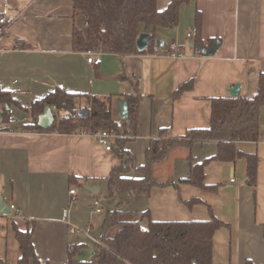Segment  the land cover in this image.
Returning a JSON list of instances; mask_svg holds the SVG:
<instances>
[{
  "label": "crops",
  "instance_id": "crops-1",
  "mask_svg": "<svg viewBox=\"0 0 264 264\" xmlns=\"http://www.w3.org/2000/svg\"><path fill=\"white\" fill-rule=\"evenodd\" d=\"M170 1L157 0L158 9H165ZM197 10L201 14V47L195 46L196 36L187 38L197 27ZM0 18L7 21V26L0 23V89L21 106L30 107L56 86L74 93L112 95L113 118L123 129L121 94L130 92L131 81L137 80L143 98L136 136L126 145L136 167L145 162L150 141L161 130L170 137H181L192 129L208 128L214 98L231 97L229 90L237 83L238 95L253 97L264 73V0H191L181 7L177 26L157 30V40L165 44L158 46L157 53L120 56L95 52L102 59L98 65L87 62L88 51L73 49V28L85 26V21L81 15L75 16L72 0H0ZM212 40L216 41L212 44ZM172 44L182 56L169 55ZM216 44L213 55L202 54V47L209 50ZM189 81L193 88L175 97L179 87ZM3 107L0 105V200L6 205L2 208L11 211H0V264H18L21 253L15 228L24 231L32 226L33 245L42 264H65L74 245H83L75 259L88 262L106 212L117 204L116 198L103 200L98 194L120 160L95 135L28 130L25 126L33 117L26 110L12 105L7 118L2 116ZM15 110L25 115L17 117ZM259 118L260 140L237 144L239 150L259 157L256 186L250 185L247 161L242 158L212 161L205 167V181L218 186L216 192L180 183L190 166L187 150L178 147L153 166L159 181L173 180L176 185L135 196L122 209L149 210L155 221L209 219L208 206L188 207L182 201L199 198L229 225L215 233L213 263L264 264V107ZM192 152L201 161L217 154L218 143H196ZM85 184L100 190L93 194ZM72 189L75 194L70 193ZM96 202L102 208L100 213H95ZM142 223L146 225L148 219ZM72 226L79 230L72 232Z\"/></svg>",
  "mask_w": 264,
  "mask_h": 264
},
{
  "label": "trees",
  "instance_id": "trees-1",
  "mask_svg": "<svg viewBox=\"0 0 264 264\" xmlns=\"http://www.w3.org/2000/svg\"><path fill=\"white\" fill-rule=\"evenodd\" d=\"M75 16L81 15L85 26H75L72 45L75 51H92L120 56L151 54L157 47L156 33L159 28H173L179 23L181 7L191 0H171L159 10L157 0H72ZM197 33L194 40L199 47L201 14L196 12ZM142 33L150 36L149 46L139 51L137 40ZM198 35V36H197ZM216 40H212L213 44ZM201 47V46H200ZM123 79H129L125 75ZM132 90L121 94L128 105V118L123 129L114 120L113 96H98L92 93H74L56 86L30 107L21 106L8 91L0 89L2 116L9 118L12 105L26 110L33 122L25 128L37 132L59 134L88 133L97 135L102 131L113 132L112 151L120 160L108 176V198H116L117 204L106 212L98 243L88 262L77 261L76 255L83 245H74L68 251L65 264H214L215 233L229 225L219 219L204 200L192 198L183 201L188 207L195 204L208 206L210 218L190 221H155L150 211L123 210L135 196L149 195L154 188L176 185L173 180L159 181L153 175V166L164 160L172 149L187 150L190 166L187 178L180 183L190 184L203 191L216 192L218 186L206 183L205 167L212 161H247V178L256 186L260 160L257 154L246 153L237 148L238 142L259 141L261 138L260 110L264 107V73L260 75L259 87L253 97L238 95L212 100L210 126L192 129L181 137H170L165 129L160 136L151 139L145 162L136 167L132 154L126 149L137 132L139 103L143 96L136 81H131ZM193 88L189 81L175 92L179 97ZM46 106L55 108V123L49 128L38 126V118ZM217 142L216 155L198 161L192 149L196 143ZM137 173L139 176H132ZM143 219H148L145 225ZM35 227L26 230L15 228L20 247L18 264H42L33 245ZM264 233V226H263Z\"/></svg>",
  "mask_w": 264,
  "mask_h": 264
},
{
  "label": "water",
  "instance_id": "water-1",
  "mask_svg": "<svg viewBox=\"0 0 264 264\" xmlns=\"http://www.w3.org/2000/svg\"><path fill=\"white\" fill-rule=\"evenodd\" d=\"M151 35L147 34V33H142L140 34L138 40H137V47L139 51H143L145 49L148 48L149 46V38ZM193 44V42L191 43V45ZM157 45L159 47L164 46V42L162 41H157ZM218 44L214 45L212 48H210L209 50H206L205 48H201V52L203 55L205 56H211L214 54L215 49L217 47ZM240 90V83H237L232 89L229 90V93L231 95V97H236L238 96ZM120 116L123 119H127L128 118V105L127 102L125 100L120 101ZM55 115L54 112L52 110V108L50 106H46L43 113L39 116L38 118V126L41 128H49L51 127L54 123H55ZM84 188L87 189L88 191H90L93 194H97L100 190V188L96 185H90V184H85ZM5 205L3 200H0V211L4 214H9L11 210L5 211L2 206ZM6 206V205H5ZM8 207V206H7Z\"/></svg>",
  "mask_w": 264,
  "mask_h": 264
},
{
  "label": "built area",
  "instance_id": "built-area-1",
  "mask_svg": "<svg viewBox=\"0 0 264 264\" xmlns=\"http://www.w3.org/2000/svg\"><path fill=\"white\" fill-rule=\"evenodd\" d=\"M0 23L3 25L7 26V21L5 18H0ZM197 33V29L193 28V30H191L190 32L187 33V38L189 39H194ZM155 52L157 53L159 51V47H155ZM170 56L172 57H176V56H182L183 54L178 52V48L177 45L172 44L170 47ZM101 57L100 56H96L95 52L92 51H88V57H87V62L89 64L92 65H98L101 63ZM98 142L103 145L106 150H112V142L113 140L116 138V135L113 132H108V131H102L99 134L95 135ZM71 194H75V190L72 189L70 191ZM12 210L15 209L14 205L10 206ZM102 211V208L100 207V203L96 202V208H95V213H100ZM20 216V213H17V217ZM77 230H79V228H77L76 226H72L71 227V231L72 232H76ZM98 243V241H97Z\"/></svg>",
  "mask_w": 264,
  "mask_h": 264
},
{
  "label": "rangeland",
  "instance_id": "rangeland-1",
  "mask_svg": "<svg viewBox=\"0 0 264 264\" xmlns=\"http://www.w3.org/2000/svg\"><path fill=\"white\" fill-rule=\"evenodd\" d=\"M14 115L15 116H17V117H22V116H24L25 115V113L24 112H22L21 110H15L14 111ZM107 183L103 186V189H102V191L98 194V196H99V198H101V199H105V198H108L107 196ZM109 199V198H108ZM112 200V199H111Z\"/></svg>",
  "mask_w": 264,
  "mask_h": 264
}]
</instances>
